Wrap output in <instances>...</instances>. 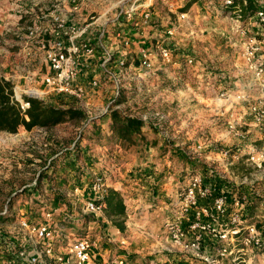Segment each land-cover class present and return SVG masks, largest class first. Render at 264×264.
I'll use <instances>...</instances> for the list:
<instances>
[{
    "label": "rangeland",
    "instance_id": "1",
    "mask_svg": "<svg viewBox=\"0 0 264 264\" xmlns=\"http://www.w3.org/2000/svg\"><path fill=\"white\" fill-rule=\"evenodd\" d=\"M111 2L118 3L117 11L136 3L138 12L152 13L149 25L158 34L141 50L151 49L153 69L149 74L141 68L140 49L112 52L114 62L122 59L125 65L113 63V71L110 64L113 77L96 64L89 83L98 80L90 90L101 93L99 101L47 98L55 107L76 105L85 121L0 133V216L8 213L0 222V240L9 242L18 223L42 222L43 209L55 208L54 220L63 233L71 230L98 240L103 251H110L109 264L124 254L143 264H182L183 249L174 245L164 226L175 191L192 176L202 174L217 191L230 193L231 204L232 195L239 194L241 202L247 197L248 219H263L264 92L239 55L229 10L220 0L190 1L185 12L189 0ZM118 19L129 24L125 16ZM162 46L172 54L170 63L158 53ZM118 90L124 99L119 108L149 124L145 141L131 148L122 147L101 124L106 126L104 111ZM92 119H97L95 126ZM97 178L120 192L127 205V230L120 236L103 211L96 218L85 212ZM165 188L173 193H164ZM109 230L115 235L108 244ZM5 246L0 245V262ZM94 262L99 263V256Z\"/></svg>",
    "mask_w": 264,
    "mask_h": 264
},
{
    "label": "built area",
    "instance_id": "2",
    "mask_svg": "<svg viewBox=\"0 0 264 264\" xmlns=\"http://www.w3.org/2000/svg\"><path fill=\"white\" fill-rule=\"evenodd\" d=\"M76 3L78 0H62V2ZM210 1L212 0H202ZM222 7L229 10L232 20L231 35L239 41V55L246 64L258 85L264 92V0H256L257 9L244 19L243 8L247 6L248 0H220ZM141 6L133 3L126 11L119 13V18L125 16L129 22H136L134 17ZM28 12L18 13L21 21ZM152 13L148 9L142 13L143 21L148 23ZM21 17V18H20ZM185 15H183V18ZM57 39H42L41 49L49 64V71L43 76L40 83L32 84L44 94L38 96L21 90L18 95L14 81L6 79L14 86L15 99L19 102L21 109L25 112L29 103L24 97L39 99L47 104L48 96L54 95L58 98H66L82 103L87 99L88 93L84 86L77 84L80 80V60L84 56H93L96 53L94 46L90 43L79 42L84 36L86 29L68 26L65 21L57 22ZM24 31H18L16 36L20 41L24 38ZM27 37L32 39L39 35L38 28L33 25L26 31ZM171 34L172 32L169 31ZM18 39V40H19ZM130 40L124 41V47L129 48ZM151 49H142L141 68L151 73L153 69ZM159 55L167 63L171 62L172 54L164 46L160 47ZM101 67L109 76H115L107 68L115 63L116 67H123L124 61L114 62V53L104 50ZM99 63V64H100ZM189 64L193 60H188ZM92 87H98V80H93ZM28 89L29 87H22ZM122 94L117 91L104 115H107L114 103ZM75 109H79L74 106ZM67 107V108H69ZM61 108H66L62 106ZM119 108V107H118ZM81 110V109H79ZM227 156V153H224ZM91 191L94 199L87 201L85 212L97 217L103 211L97 202L101 201L107 187L102 179L93 181ZM230 194L217 191L211 182H207L202 175H196L190 183L182 198H177L169 205V215L166 219L164 232L176 247H181L185 255L180 258L184 264H264V216L262 221L253 222L248 219V205L250 200L244 197L241 202L237 196L232 195L233 203L229 202ZM203 202V204H201ZM58 209H43L44 220L42 222H31L24 220L14 228L19 231L9 238V242L2 239L6 246L4 260L0 264H93V252L99 247V241L86 237H69L63 233L54 218ZM172 216V219L170 217ZM0 240V241H2ZM119 243L124 246L126 241L122 239ZM112 264H126L125 257L116 256Z\"/></svg>",
    "mask_w": 264,
    "mask_h": 264
},
{
    "label": "crops",
    "instance_id": "3",
    "mask_svg": "<svg viewBox=\"0 0 264 264\" xmlns=\"http://www.w3.org/2000/svg\"><path fill=\"white\" fill-rule=\"evenodd\" d=\"M117 5L118 3L111 0H78L76 3L62 0H0V75L14 81L15 85L20 86L18 88L32 87L33 83L38 85L50 67L40 47L41 41L43 38L57 39L56 23L61 21H65L68 26L76 24L79 29L85 28L86 33L79 42L85 44L88 42L103 52L105 50L123 53L126 40L131 42L130 49L141 50L142 45L149 44L150 39L158 34L157 30L140 18L145 12L143 10L137 12L136 22H128L129 24L118 22L119 13L123 9L117 11ZM21 11L29 14L24 15L20 21L18 13ZM33 25L38 28L39 35L30 39L25 31ZM18 31H24L22 32L24 38L21 41L16 36ZM103 52L98 51L93 56H84L80 60V80L77 84L86 88L88 97L94 102L99 101L98 96L100 97L101 93L90 90L89 81L95 76L98 69L96 64L102 61ZM112 67L111 64V70L116 71V67ZM163 190H170L164 193L171 192V188ZM115 230L118 236L122 234L116 228ZM110 233L112 230L108 232L110 235V239H107L108 244L112 243L111 237L115 235ZM105 249L107 251L98 247L93 252L94 260L99 256V263L93 261V264H109L110 251L108 248ZM117 256L125 257L126 264H143L138 257L131 259L130 255L126 254ZM115 257L116 255L113 258ZM168 262H171V259H168Z\"/></svg>",
    "mask_w": 264,
    "mask_h": 264
},
{
    "label": "trees",
    "instance_id": "4",
    "mask_svg": "<svg viewBox=\"0 0 264 264\" xmlns=\"http://www.w3.org/2000/svg\"><path fill=\"white\" fill-rule=\"evenodd\" d=\"M190 1L193 0H189L182 12H185L191 6ZM256 9V0H248L247 6L243 8L244 19H247L249 14L254 13ZM24 101L30 104L25 112H23L19 102L15 99L13 84L0 77V133L15 135L19 133L20 129H24L27 132L37 128L51 129L64 123L83 122L86 119L82 110L73 107H55L28 96L24 97ZM123 103L124 99L123 95H121L112 103L111 111L103 117L107 121L106 126L103 123L101 124L104 128H107L110 137L120 142L122 147L131 148L136 146L137 143L145 141L146 128L149 124L139 117L124 113L118 108ZM96 120L92 119L90 125L95 126ZM188 185L175 191L174 201L183 197ZM97 205L102 206L107 219L119 232L124 234L127 230L128 209L121 193L114 188H107L104 198L98 201ZM7 214L6 212V214L0 216V222L4 216H8ZM251 221L253 220L251 219ZM65 235L70 238H79L71 230L66 232ZM6 243L3 240L0 241V245H6Z\"/></svg>",
    "mask_w": 264,
    "mask_h": 264
},
{
    "label": "bare ground",
    "instance_id": "5",
    "mask_svg": "<svg viewBox=\"0 0 264 264\" xmlns=\"http://www.w3.org/2000/svg\"><path fill=\"white\" fill-rule=\"evenodd\" d=\"M22 88H17L18 95H20ZM26 92L30 91L32 94L42 96L44 93L38 89H29V90H24Z\"/></svg>",
    "mask_w": 264,
    "mask_h": 264
}]
</instances>
